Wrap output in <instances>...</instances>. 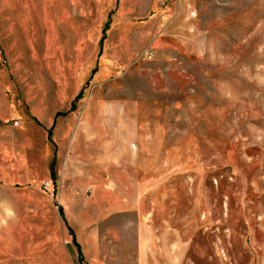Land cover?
<instances>
[{"label":"rangeland","instance_id":"rangeland-1","mask_svg":"<svg viewBox=\"0 0 264 264\" xmlns=\"http://www.w3.org/2000/svg\"><path fill=\"white\" fill-rule=\"evenodd\" d=\"M0 264H264V0H0Z\"/></svg>","mask_w":264,"mask_h":264},{"label":"trees","instance_id":"trees-1","mask_svg":"<svg viewBox=\"0 0 264 264\" xmlns=\"http://www.w3.org/2000/svg\"><path fill=\"white\" fill-rule=\"evenodd\" d=\"M101 44H102V41H101ZM80 97H81V95L78 97L79 99H80ZM77 101V100H76ZM74 243L76 244V246L78 247V249H79V251H80V248H79V245H78V243H77V241H76V238L74 237Z\"/></svg>","mask_w":264,"mask_h":264},{"label":"crops","instance_id":"crops-1","mask_svg":"<svg viewBox=\"0 0 264 264\" xmlns=\"http://www.w3.org/2000/svg\"><path fill=\"white\" fill-rule=\"evenodd\" d=\"M59 95H60V94H59ZM17 114H18L19 117H21V112L19 113V112L17 111Z\"/></svg>","mask_w":264,"mask_h":264}]
</instances>
